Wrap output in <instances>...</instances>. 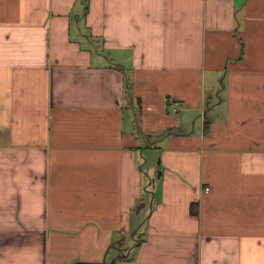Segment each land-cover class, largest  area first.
<instances>
[{
    "label": "crops",
    "instance_id": "0c3cea01",
    "mask_svg": "<svg viewBox=\"0 0 264 264\" xmlns=\"http://www.w3.org/2000/svg\"><path fill=\"white\" fill-rule=\"evenodd\" d=\"M0 264H264V0H0Z\"/></svg>",
    "mask_w": 264,
    "mask_h": 264
},
{
    "label": "rangeland",
    "instance_id": "374dc122",
    "mask_svg": "<svg viewBox=\"0 0 264 264\" xmlns=\"http://www.w3.org/2000/svg\"><path fill=\"white\" fill-rule=\"evenodd\" d=\"M141 162H144V157L142 156L141 157ZM156 162L158 161V159L155 160ZM155 170L154 168L150 169L148 167V163L146 164H143V169H142V172H143V175H144V178H145V183L147 184V187L148 188H151V184L149 182V178H153L154 177V171Z\"/></svg>",
    "mask_w": 264,
    "mask_h": 264
},
{
    "label": "built area",
    "instance_id": "2783aa9c",
    "mask_svg": "<svg viewBox=\"0 0 264 264\" xmlns=\"http://www.w3.org/2000/svg\"><path fill=\"white\" fill-rule=\"evenodd\" d=\"M175 109V108H174ZM207 190V188H205Z\"/></svg>",
    "mask_w": 264,
    "mask_h": 264
}]
</instances>
